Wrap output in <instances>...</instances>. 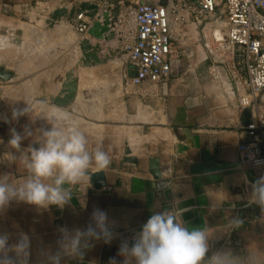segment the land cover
Returning <instances> with one entry per match:
<instances>
[{"label": "crops", "instance_id": "0c3cea01", "mask_svg": "<svg viewBox=\"0 0 264 264\" xmlns=\"http://www.w3.org/2000/svg\"><path fill=\"white\" fill-rule=\"evenodd\" d=\"M79 2L82 0H0V68L11 73L7 80L0 79V177L19 182L27 175L23 155L29 148L39 147L42 131L51 127L39 116L40 110L56 107L49 98L59 93L71 70L77 77V91L75 100L64 109L75 117L73 106L84 97L86 106H93L99 115L84 111V118L91 121L87 125H103L108 121L105 111L109 104H122L127 97L132 116L143 108L151 111L149 122H126L134 132L141 127L135 124L151 125L145 135L150 145L137 153L139 141L133 137L136 151L132 153L128 143L122 153L109 156L107 168L92 165L81 183L73 187L71 201L62 208L10 201L0 209V235H8V247L27 236L30 246L25 264H50L49 258L61 253L62 230L85 231L93 225V212L99 209L107 214L111 241H90L82 259L61 253L60 264H110L112 260L124 264L125 258L118 254L121 245L127 242L131 247L150 216L181 211L180 220L189 230L207 229L204 264H209L207 260L214 254H229V264H264V207L252 202V185L264 177V167L241 162L238 156L241 142L257 140L264 147V129L249 130L240 123L245 107L239 101L248 93L245 81H237L221 68L218 80L212 79L205 44L202 48L194 46L181 36L182 59L167 95L137 91L129 82L133 69L118 28L110 30L111 40L86 37L92 46H99L97 55L115 54L106 63L82 66L81 39L72 23L65 17L51 20L56 9H71ZM218 31L216 45L225 39L221 36L225 29ZM110 64L116 69H97ZM80 69L85 70L83 75L78 73ZM29 95L40 102L32 117ZM27 107L31 111L13 116ZM79 109L82 111V104ZM251 119L255 126L260 122L264 125V90L255 97ZM13 129L23 137L19 150L8 144ZM127 151L134 162L124 160ZM9 153L15 160L5 158ZM151 158L159 162L162 184L150 171ZM95 173L101 174L102 183L92 181ZM80 200L86 206H81ZM237 220L239 226L230 228L229 224ZM7 257L21 264L13 251H8Z\"/></svg>", "mask_w": 264, "mask_h": 264}, {"label": "clouds", "instance_id": "9594fccd", "mask_svg": "<svg viewBox=\"0 0 264 264\" xmlns=\"http://www.w3.org/2000/svg\"><path fill=\"white\" fill-rule=\"evenodd\" d=\"M29 111L27 107L19 113L14 112L13 116ZM41 115L51 127L42 131L39 147H31L23 155L22 164L27 175L22 181L9 182L7 177H0V209L14 199L40 208L53 205L62 208L71 201L73 187L81 183L92 165L105 169L111 162L109 155L99 147L89 152L87 137L69 112L57 107H42ZM30 134L26 132V135ZM22 138L13 129L9 146L19 150ZM5 158L15 160L11 153L6 154ZM80 202L81 206H86L83 200ZM252 202L264 207V177L252 185ZM180 216L181 211L150 216L132 246L129 247L127 242L121 245L118 254L125 258L124 264H131L132 260L135 264H204L208 252L207 229L199 227L189 230ZM107 219V214L97 209L92 215L94 226L90 225L85 231L62 230L61 253L82 259L84 250L90 247V241L103 239L105 243L110 242L113 233ZM239 223L237 220L229 226L237 227ZM8 239L7 234L0 235V264H14L7 257L8 251L15 252L21 264H25L30 246L28 237L22 236L10 247ZM61 253L51 256L50 264H60ZM207 261L209 264H229V254H214ZM110 264H116V261L112 260Z\"/></svg>", "mask_w": 264, "mask_h": 264}, {"label": "built area", "instance_id": "2783aa9c", "mask_svg": "<svg viewBox=\"0 0 264 264\" xmlns=\"http://www.w3.org/2000/svg\"><path fill=\"white\" fill-rule=\"evenodd\" d=\"M197 1L198 5L190 0H82L96 5L94 16H87L85 10L75 12L69 21L83 39L89 36L87 31L93 21H103V14L116 9L118 14L111 30L119 29L123 50L133 69L130 84L137 91L166 96L182 59L174 36H187L173 34L174 24L189 19L198 22L219 12L225 17L226 34L215 51L204 43L209 48L206 55L210 61L209 75L218 80L221 68L237 81L243 79L248 93L240 98L239 104L254 106L256 95L264 90V0ZM245 128L262 131L264 125L260 122L255 126L251 122ZM238 156L241 162L264 167V147L260 141L241 142Z\"/></svg>", "mask_w": 264, "mask_h": 264}, {"label": "rangeland", "instance_id": "374dc122", "mask_svg": "<svg viewBox=\"0 0 264 264\" xmlns=\"http://www.w3.org/2000/svg\"><path fill=\"white\" fill-rule=\"evenodd\" d=\"M83 1H87V0H83ZM217 14L213 17L200 18L198 22L194 21L193 19H189L187 21H182L179 24V22L177 21V23L174 24L173 34L186 33L187 35L186 37L190 39L189 41L194 43V46L198 45L199 47L202 48V45H204L203 43H205L210 47V49H212V51H215L216 29H218L219 31L220 30L223 31L226 28L225 17L223 16V14L219 15V12ZM225 34H221V36ZM176 38H177V48L178 50L181 51L182 46H181L180 36L177 35ZM185 39H186L185 37L184 39L182 38L183 41H186ZM208 49H209L208 47H204V50H206L207 53H208ZM100 57H103V56L101 55ZM97 69L110 72L111 70L116 69V65L110 64L107 66L99 67ZM78 71H79L78 73H81L83 75V72L85 70L80 69ZM81 79L83 83L85 79L82 77ZM15 80L16 79H14V81ZM34 96L36 97L37 95H34ZM95 98L98 99V96L96 95ZM84 100H85L84 97L79 98L76 101V104L73 106L74 109L77 111L75 117L67 109H63V110L69 112L72 118L75 119L79 123L81 129L84 131L87 137V140H88L87 147H88L89 152H94L99 147L101 148V150L105 151L110 157H112L113 155L116 156L119 153H122L124 147H126L128 143H129V149L133 153L135 148L138 146V145L137 146L134 145V143L136 142V139L139 141V147H137L139 150L137 149V153H140L141 149L144 146L150 145V144H147L149 143L150 140L147 139L145 135L151 131L150 129L151 125L135 124L137 126L141 125V127H139L138 129L136 127V132H134L131 130L132 128L128 127V124H127V123H131L133 125L135 122H138V121L149 122L148 119H150V116H151L150 115L151 111L149 109H145L142 107L143 109H140L137 115L132 116L134 114L133 108L128 106L129 105L128 99L127 97H124L122 104L118 105L116 104V102L109 104L110 107H108V111H105V113L106 112L108 113V119H107L108 121H105L103 125H100L101 123L99 122L98 125L88 126L87 124H90L91 121L89 120L88 117L84 118V114H85L84 111H86L88 115L90 114V115L97 116L98 113L95 111L93 106L91 109H89L84 103ZM27 102H29L31 107L34 108L32 109L30 113V117H32V115L36 113L38 106H40V102H38L37 99L33 98L31 95L27 96ZM81 104H82V111L79 109ZM35 108H36V111H35ZM98 120H101V118H98ZM33 124L34 123L30 124V128H32ZM49 128L50 127L46 126V129H49ZM127 137H129L130 140H127L129 139ZM133 137H135L136 139H134Z\"/></svg>", "mask_w": 264, "mask_h": 264}, {"label": "water", "instance_id": "95a60500", "mask_svg": "<svg viewBox=\"0 0 264 264\" xmlns=\"http://www.w3.org/2000/svg\"><path fill=\"white\" fill-rule=\"evenodd\" d=\"M193 4L198 5L197 0H190ZM87 10V16L93 17L96 12V5L90 2H81L77 5H74L71 9L67 8H59L56 9L52 16L51 20L55 21L60 19L61 17H65L69 19L75 12H82ZM118 11L115 9L111 11L110 14L105 13L103 14V21H93L92 25L89 27L87 34L96 40H111L113 38V33L110 32L111 28L114 26V22L116 21V16ZM79 47L82 52V59L81 64L82 66H91L100 63L106 62V60L114 55V51H110L108 55L104 57H100L97 55L99 50V46L95 45L92 46L87 38L81 39L79 42ZM11 77L10 72H5L2 68H0V79L7 80ZM77 91V77L74 75V70L69 71L66 75L64 80L62 81L61 88L59 93L54 96L50 97V101L53 105L61 108H67L73 102ZM252 118V107L247 106L241 111L240 115V123L242 126H247L251 123ZM127 156L125 157V161L134 162L135 159L132 156H129L130 152L127 151ZM149 167L152 175L162 184L161 180V170L159 168V162L156 158H151L149 160ZM92 181L96 184L102 183V177L100 173H95L92 175Z\"/></svg>", "mask_w": 264, "mask_h": 264}, {"label": "bare ground", "instance_id": "6f19581e", "mask_svg": "<svg viewBox=\"0 0 264 264\" xmlns=\"http://www.w3.org/2000/svg\"><path fill=\"white\" fill-rule=\"evenodd\" d=\"M122 56H124V55H122ZM103 57H104V56H103ZM111 57H112V56H110V57L106 60V62H107L108 60H110ZM106 62H104V63H106ZM100 64H101V63H100ZM96 65H97V64H96ZM91 66H93V65H91ZM61 84H62V83H61ZM74 100H75V98H74ZM74 100H73V101H74ZM71 104H72V103H71ZM55 106H56V105H55ZM56 107H57V106H56ZM58 108H61V107H58ZM62 109H64V108H62Z\"/></svg>", "mask_w": 264, "mask_h": 264}]
</instances>
